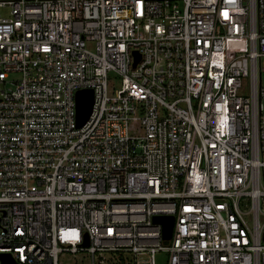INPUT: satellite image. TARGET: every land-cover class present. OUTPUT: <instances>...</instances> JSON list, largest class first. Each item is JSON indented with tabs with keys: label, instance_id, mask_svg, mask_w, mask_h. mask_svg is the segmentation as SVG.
Instances as JSON below:
<instances>
[{
	"label": "built area",
	"instance_id": "1",
	"mask_svg": "<svg viewBox=\"0 0 264 264\" xmlns=\"http://www.w3.org/2000/svg\"><path fill=\"white\" fill-rule=\"evenodd\" d=\"M263 59L264 0H0V254L264 264Z\"/></svg>",
	"mask_w": 264,
	"mask_h": 264
},
{
	"label": "water",
	"instance_id": "2",
	"mask_svg": "<svg viewBox=\"0 0 264 264\" xmlns=\"http://www.w3.org/2000/svg\"><path fill=\"white\" fill-rule=\"evenodd\" d=\"M76 100V121L77 125L81 126L88 119L91 112V107L93 103V91L91 89L79 90L75 94ZM154 222L161 223L163 225V238L169 239L171 235V230L173 227V217L168 216H158L154 217ZM0 264H17L12 261L9 254H0Z\"/></svg>",
	"mask_w": 264,
	"mask_h": 264
},
{
	"label": "rangeland",
	"instance_id": "3",
	"mask_svg": "<svg viewBox=\"0 0 264 264\" xmlns=\"http://www.w3.org/2000/svg\"><path fill=\"white\" fill-rule=\"evenodd\" d=\"M262 64L264 65V59L262 60ZM108 75L112 78L114 74L109 72ZM156 264H164L166 255L164 253L157 252L154 256ZM148 255H140L137 257V260L146 263L148 262ZM58 264H91L90 256L85 252H78L76 254L71 253H62L58 256Z\"/></svg>",
	"mask_w": 264,
	"mask_h": 264
}]
</instances>
